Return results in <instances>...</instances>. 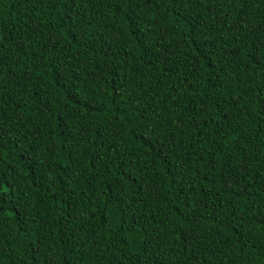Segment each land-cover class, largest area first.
Wrapping results in <instances>:
<instances>
[{
	"label": "trees",
	"instance_id": "obj_1",
	"mask_svg": "<svg viewBox=\"0 0 264 264\" xmlns=\"http://www.w3.org/2000/svg\"><path fill=\"white\" fill-rule=\"evenodd\" d=\"M0 264H264V0H0Z\"/></svg>",
	"mask_w": 264,
	"mask_h": 264
}]
</instances>
